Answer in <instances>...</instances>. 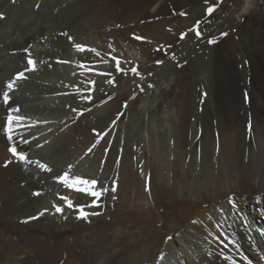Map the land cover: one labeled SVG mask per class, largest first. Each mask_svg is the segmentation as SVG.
<instances>
[{
	"label": "bare ground",
	"instance_id": "6f19581e",
	"mask_svg": "<svg viewBox=\"0 0 264 264\" xmlns=\"http://www.w3.org/2000/svg\"><path fill=\"white\" fill-rule=\"evenodd\" d=\"M0 264H264V0H0Z\"/></svg>",
	"mask_w": 264,
	"mask_h": 264
},
{
	"label": "rangeland",
	"instance_id": "374dc122",
	"mask_svg": "<svg viewBox=\"0 0 264 264\" xmlns=\"http://www.w3.org/2000/svg\"><path fill=\"white\" fill-rule=\"evenodd\" d=\"M117 5H118V4H117ZM154 9H155V6L153 5V6L150 8V10L153 11ZM134 54H135L134 59L136 60V62L140 63V62H139V61H141V57H140V55H138L137 52H135ZM248 82H249V81H248ZM248 82H247V84H248ZM244 98H245L246 103L249 105V104H250V97H249V94H248L247 91H245V94H244V92H243V102H244ZM243 112H244L245 114H247V116L252 117V113H251V110H250V109L247 108V110L245 109ZM238 121H239L238 126H239L240 128H243V127H244V129H245V128L248 127V125H249L250 127H253V126H254V118H252L251 120H246L245 118L241 117V118H239ZM246 134H247V132H246ZM38 192H39V191H38ZM35 193H37V192H35ZM35 193H34V194H35ZM109 218H110V217H109ZM216 226H218V225H216ZM216 228H217V227H216ZM172 238H173V235H170L169 237L166 238V242H169L168 240L171 241Z\"/></svg>",
	"mask_w": 264,
	"mask_h": 264
}]
</instances>
